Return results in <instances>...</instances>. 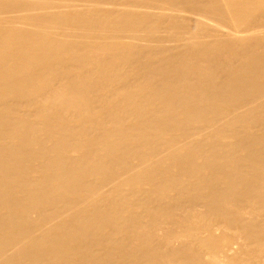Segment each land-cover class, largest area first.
<instances>
[{
  "label": "bare ground",
  "instance_id": "bare-ground-1",
  "mask_svg": "<svg viewBox=\"0 0 264 264\" xmlns=\"http://www.w3.org/2000/svg\"><path fill=\"white\" fill-rule=\"evenodd\" d=\"M0 264H264V0H0Z\"/></svg>",
  "mask_w": 264,
  "mask_h": 264
}]
</instances>
